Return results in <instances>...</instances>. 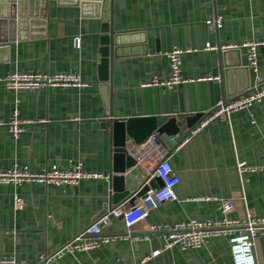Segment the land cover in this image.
I'll return each instance as SVG.
<instances>
[{
	"label": "crops",
	"instance_id": "crops-1",
	"mask_svg": "<svg viewBox=\"0 0 264 264\" xmlns=\"http://www.w3.org/2000/svg\"><path fill=\"white\" fill-rule=\"evenodd\" d=\"M9 14L14 16L0 17V168L41 170L83 161L87 169L105 174L116 148L112 120L176 117L186 128L187 115L203 114L194 129L219 99L264 82V43L258 46L257 70L246 48H221L264 40V0H113L120 43L107 81L100 67L102 17L63 0H0V16ZM216 16L222 23L214 30L207 20ZM75 36H81L80 46ZM207 43L218 48L205 49ZM175 47L197 48L180 60L182 74L193 79L173 88L145 85L154 75H169L168 52ZM15 70L76 72L85 83L12 90L3 79ZM15 110L19 118L31 120L18 136L7 125ZM161 145L168 150L164 141ZM170 161L180 178L177 199L163 202L131 229L112 216L104 233L121 237L93 250L66 253L52 264H234L226 235L201 247L163 248V236L148 225L218 220L224 199L234 202L228 212L232 218L264 217V99L191 130ZM241 163L257 169L242 170ZM112 192L107 176L84 178L77 185L0 184V256L37 264L42 253L65 243L114 204ZM254 250L257 263L264 264V235L255 239Z\"/></svg>",
	"mask_w": 264,
	"mask_h": 264
},
{
	"label": "built area",
	"instance_id": "built-area-1",
	"mask_svg": "<svg viewBox=\"0 0 264 264\" xmlns=\"http://www.w3.org/2000/svg\"><path fill=\"white\" fill-rule=\"evenodd\" d=\"M207 23L210 28L217 30L221 26L222 20L219 16H216L207 20ZM74 43L76 46H80L81 36H75ZM263 43L264 40H249L243 42L241 45L228 44L221 48H246L248 50L249 64L254 70H257L258 46ZM204 48L215 49L218 47L207 43ZM196 49L191 47L173 48L168 52L170 59L169 75H154L145 82V85H165L173 88L179 83L192 80L193 78L185 77L182 74L180 60L182 53ZM3 80L6 86L12 90H36L42 87L67 88L85 83L78 73L64 71L47 73L42 71L15 70L10 72ZM263 99L264 82L250 85L235 95L224 96L216 102L215 106L206 113L203 120L192 131H197L214 118L228 117L232 112L249 107L253 103ZM30 122L31 120L19 118L18 111L15 110L7 125L10 131L15 136H18L24 129V126ZM126 149L135 158V167H141L145 176L149 177L145 182L149 186V189L143 196L137 197L134 203H130V199H126L118 204L107 207L95 220L65 243L51 252L42 253L37 264H52L66 253L99 248L104 243L114 240L118 236L121 237V235L104 233V226L110 222L112 216L122 218L128 228L131 229L138 222L146 220L150 211L163 202L178 198L176 185L179 183L180 178L171 164V153L169 154L168 150L162 147L157 132H152L139 143L134 141L129 142L126 145ZM239 165L242 170L257 169L256 167H248L243 163ZM104 176L108 177L107 174L87 169L83 161L72 163L68 167H62L57 164L48 165L41 170L20 165L11 168H0V184H12L14 186H19L24 182L77 185L84 178H99ZM154 177H159L162 181V185L158 188H154L150 184V181ZM17 202L21 205V198L17 197ZM127 202L130 203L129 206ZM233 207L234 202L231 199H224L220 203L222 217L218 220L191 218L171 226L150 223L148 229L160 232L165 240L163 248L173 246H178L182 249L201 247L207 245L214 236L226 235L231 245L234 264H258L254 245L255 239L260 235H264V217L250 213L242 220L232 218L228 215V212ZM159 251H155L153 255ZM0 264H18V262L14 257L0 256Z\"/></svg>",
	"mask_w": 264,
	"mask_h": 264
},
{
	"label": "water",
	"instance_id": "water-1",
	"mask_svg": "<svg viewBox=\"0 0 264 264\" xmlns=\"http://www.w3.org/2000/svg\"><path fill=\"white\" fill-rule=\"evenodd\" d=\"M71 4H79L84 12L89 16L102 17V30L104 34L101 36V70L102 78L107 81V69L111 66L114 57L118 52L120 33L116 32L113 27L112 19V3L113 0H63ZM15 15V13H14ZM14 15L0 16L2 19L9 18ZM108 83L103 84V89L107 91ZM248 87V86H247ZM246 87V88H247ZM244 88V89H246ZM106 94V92H105ZM203 114L187 115L186 128H183L182 123L176 117L164 116H137L126 119L112 120V129L114 136V163L110 172H105L108 175L112 188V202L118 204L126 199H130V203H134L137 197H141L149 189L145 184L149 179L141 167H135V158L126 149V142L133 140L141 142L152 132L156 131L159 135V140L164 141L168 145V153H172L174 147L186 137L193 129L194 122ZM159 183L150 184L154 188L162 185L159 177ZM113 205V204H110ZM109 207L105 206L104 210Z\"/></svg>",
	"mask_w": 264,
	"mask_h": 264
}]
</instances>
